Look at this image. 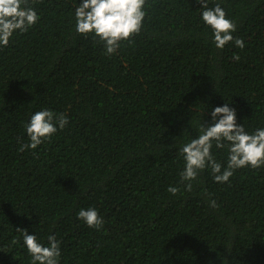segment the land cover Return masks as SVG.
Here are the masks:
<instances>
[{
    "label": "trees",
    "instance_id": "16d2710c",
    "mask_svg": "<svg viewBox=\"0 0 264 264\" xmlns=\"http://www.w3.org/2000/svg\"><path fill=\"white\" fill-rule=\"evenodd\" d=\"M79 2L28 0L39 21L0 46V264H31L17 228L45 246L55 235L59 264H264V166L225 183L205 168L188 191L179 151L225 103L249 133L264 128V0H210L243 49L215 46L197 0H146L140 33L111 55L77 33ZM44 108L67 125L20 151ZM223 143L212 154L226 167Z\"/></svg>",
    "mask_w": 264,
    "mask_h": 264
},
{
    "label": "clouds",
    "instance_id": "9594fccd",
    "mask_svg": "<svg viewBox=\"0 0 264 264\" xmlns=\"http://www.w3.org/2000/svg\"><path fill=\"white\" fill-rule=\"evenodd\" d=\"M202 9L203 22L212 29L213 42L218 49H223L229 42L243 49L245 42L242 38H234L236 24L227 17V13L220 3L210 7V0H197ZM146 0H80L76 4L75 28L77 33L92 35L98 38L106 50V54H114L120 42L130 40L140 33L143 27ZM40 17L34 6H29L28 0H0V46L7 47L13 33L19 30L27 32L37 24ZM239 59V56L234 57ZM212 122L201 124L200 133L192 138L179 150L184 159V168L180 173L181 183L191 191V181L195 180L200 171L210 168L214 181L228 182L234 170L250 166L253 169L264 166V128H257L249 133L243 124L236 122V110L228 103L216 106L211 111ZM68 119L63 113H55L44 108L31 115L25 125L29 143L21 144L20 151L35 149L45 140L50 139L58 129H63ZM213 141L216 147H224L228 142L227 166L222 167L212 154ZM176 195L180 189L169 186L167 189ZM210 206L218 207L215 200ZM77 218L82 219L88 227L99 228L103 219L95 208H81ZM23 234V243L31 256V264H59L61 256L60 241L55 235L47 237V246L42 244L35 234H29L27 229L17 228ZM13 243L18 241L14 239Z\"/></svg>",
    "mask_w": 264,
    "mask_h": 264
}]
</instances>
